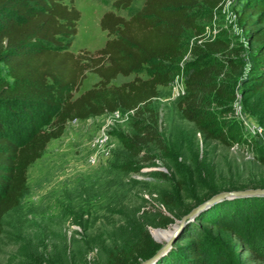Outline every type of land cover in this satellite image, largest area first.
Here are the masks:
<instances>
[{
    "label": "rangeland",
    "instance_id": "1",
    "mask_svg": "<svg viewBox=\"0 0 264 264\" xmlns=\"http://www.w3.org/2000/svg\"><path fill=\"white\" fill-rule=\"evenodd\" d=\"M114 1L75 0L81 18L71 51L102 48L109 38L100 25L103 14L114 10L129 18L145 2L135 0L129 8L116 9ZM246 2L229 0L213 20L202 15L200 23L208 34L229 38L228 53L246 61L238 71L227 67L228 84L236 98L223 118L236 121L247 141L226 146L205 140L194 123L181 116L177 107L184 95L182 80L177 79L181 74L170 85L160 86L153 101L166 148L150 145L144 151L147 160L144 154L130 156L121 141L122 135L133 131V112L71 121L65 133L51 140L29 167L28 189L21 204L4 217L0 264H109L111 250L131 245L144 231L160 248L167 245L160 258L189 242L193 228L228 256L227 264H261L231 227L264 253V201L252 221L243 204L231 201L241 196L208 203L180 223L185 214L219 192L264 188V95L244 93L251 84L247 81L248 58L258 48L249 37V29L238 20ZM257 28L264 29V21ZM185 36L189 47L196 37L191 31ZM189 59L190 53L179 65ZM150 72L146 66L138 75L147 78ZM136 75H119L112 83L121 84ZM98 81V75L88 72L75 96ZM226 107L217 101L213 104L217 110ZM34 111L33 118L23 111L13 120L10 115L7 131L11 137L26 140L32 120L48 127L51 119L47 113L37 107ZM50 114L56 112L51 109ZM226 200L231 203H224ZM218 223L230 228H221Z\"/></svg>",
    "mask_w": 264,
    "mask_h": 264
},
{
    "label": "trees",
    "instance_id": "2",
    "mask_svg": "<svg viewBox=\"0 0 264 264\" xmlns=\"http://www.w3.org/2000/svg\"><path fill=\"white\" fill-rule=\"evenodd\" d=\"M134 1L115 0L113 6L126 9ZM74 2L0 0V237L4 233V217L19 207L28 189L29 167L43 155L51 140L65 133L69 122L130 111L133 131L121 137L130 156L144 154L147 160L144 151L150 145L165 149L159 117L152 104L160 94L159 87L170 85L176 75L181 74L185 84L178 110L184 119L194 123L205 140H217L226 146L247 141L236 121L223 118L236 98L228 84L227 67L238 71L246 61L228 53L229 38L208 34L200 23L202 15L213 20L226 0H145L129 18L114 10L106 11L100 20L109 36L105 45L94 52L78 53L70 49L81 18ZM238 20L258 44L248 58L251 67L247 81L251 84L244 93L264 95V29L257 28L264 21V0L244 3ZM187 31L196 37L189 47L185 44ZM188 53L191 59L180 66ZM146 66L151 72L143 78L138 74ZM88 72L98 75L99 81L75 96ZM131 74H137L133 80L112 83L119 75ZM216 101L227 107L214 109ZM36 107L51 119L48 127L32 120L27 139L15 140L7 131L10 115L13 120L23 111L33 118ZM51 109L56 112L53 116ZM231 201L243 204L252 221L260 214L264 197ZM218 225L230 228L223 223ZM231 230L264 264V253L234 228ZM189 233V242L170 249L152 264L228 263V256L212 247L199 230L193 228ZM159 248L144 231L131 245L111 250L109 264H140Z\"/></svg>",
    "mask_w": 264,
    "mask_h": 264
},
{
    "label": "water",
    "instance_id": "3",
    "mask_svg": "<svg viewBox=\"0 0 264 264\" xmlns=\"http://www.w3.org/2000/svg\"><path fill=\"white\" fill-rule=\"evenodd\" d=\"M246 197V196H264V188H247V189H239V190H229V191H222L215 195H213L210 199L206 200L205 202L199 204L196 208L192 209L189 213L185 214L181 219L180 223H182L186 218H190L197 213V211L205 206L208 203H212L224 198H233V197ZM167 245L162 246L158 249V251L150 258L142 261L140 264H152L156 261L157 258L164 251L167 250Z\"/></svg>",
    "mask_w": 264,
    "mask_h": 264
},
{
    "label": "built area",
    "instance_id": "4",
    "mask_svg": "<svg viewBox=\"0 0 264 264\" xmlns=\"http://www.w3.org/2000/svg\"><path fill=\"white\" fill-rule=\"evenodd\" d=\"M229 3V0H226L225 4L223 5L222 9H224ZM177 79H181L182 80V84L183 86H181L182 88V92L185 93V84H184V78L181 76L180 78L178 77ZM95 160V158H94Z\"/></svg>",
    "mask_w": 264,
    "mask_h": 264
}]
</instances>
